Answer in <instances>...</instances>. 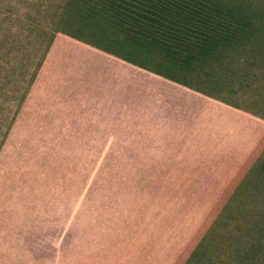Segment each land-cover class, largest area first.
Listing matches in <instances>:
<instances>
[{
  "label": "rangeland",
  "instance_id": "1",
  "mask_svg": "<svg viewBox=\"0 0 264 264\" xmlns=\"http://www.w3.org/2000/svg\"><path fill=\"white\" fill-rule=\"evenodd\" d=\"M107 1L73 0L64 12L44 6L50 13L39 17L51 22L33 25L55 28L0 22V264L57 225L71 230L64 264L85 254V264H264V0H214L253 18L257 30L178 66L122 30L161 27L158 8L124 0L137 12L131 21ZM132 73L130 86H118ZM100 95L115 130L104 148L93 133L74 153L64 139L13 145L25 121L56 119L43 106L93 119Z\"/></svg>",
  "mask_w": 264,
  "mask_h": 264
},
{
  "label": "trees",
  "instance_id": "2",
  "mask_svg": "<svg viewBox=\"0 0 264 264\" xmlns=\"http://www.w3.org/2000/svg\"><path fill=\"white\" fill-rule=\"evenodd\" d=\"M146 2L158 8L157 11L160 13L159 18L162 20L161 27L155 23H133L130 24L132 26H125L122 30L128 36H133L134 34L141 39L145 38L149 42L150 51H153L155 54L161 51L163 53L162 55L166 54V58L175 66L184 62L194 63L199 61L202 59V55L210 52L211 49L218 48L225 40L237 43L244 38H250L251 33L258 28L253 18L249 17L247 19L245 13L241 14L234 8L232 10L226 9V6L214 0H203V2L199 0H146L143 3ZM107 9L110 10V12L115 10L120 12L125 20L131 19L132 21L134 18L133 15H137V12L124 0H108ZM180 16L186 19L189 18L188 21L183 22L184 26L177 23L178 17L180 18ZM114 17L115 16H113V18ZM191 24L201 27L203 30L201 29V32L191 31L190 27L193 28ZM106 61L115 62V59L106 58ZM123 63L127 65L126 62ZM141 64L143 63H139V66L142 68L148 67L147 65L142 66ZM137 69H139V67ZM155 73L165 79L166 83L170 82L174 84V82H176L174 76L166 72L155 71ZM133 75L132 73L131 75L125 76L123 80H119L118 86H130L133 83ZM90 76L92 78L93 75ZM135 76H137V74ZM140 77L142 76L140 75ZM80 93L81 90L77 91L75 94L80 95ZM83 93H85V91ZM105 99H107L105 96L102 97V95H100L97 103L94 104L93 109L96 110V114L93 119L85 117L86 110L82 113H76V115H80L78 118H71L72 115H75L71 108L67 109V107L61 106L52 108L49 105V108L52 110L50 114L47 108L43 106L45 113L47 115L56 116V119L40 121L39 123L25 121V129L13 145L23 140L47 141V139H49V142L58 141L57 139H64L65 151L71 149L73 152L77 150V141H87L86 139L90 133H93L95 134L94 141H97L101 137L106 139L103 145L104 148L111 136L115 135V130L112 126L109 128L107 125L109 124L108 117H110L111 105L108 107L105 106ZM26 101L27 99H25V103ZM63 112H65L68 119L59 118ZM46 124L50 125V128L45 129L44 125ZM34 125H37V129L40 131L37 132V136L34 134L36 131ZM66 142L71 143L66 147ZM63 154L66 155L67 153L63 152L57 155ZM136 175V173L133 174L134 179ZM44 185L48 188L49 192H51L52 186L50 185L53 184ZM57 185L58 184L54 185L55 189ZM57 201L55 199V205ZM66 203H68V201H66ZM64 229V225L60 227L57 225L46 233L31 234L29 245H21L20 250L11 252L8 257H6L5 264H44L46 262H51V264H62V260L64 264V250L66 246H68L71 236V230L68 229L64 232ZM133 242H137V248L141 250L140 254H143L145 248L139 236L134 239ZM86 255L87 254L84 255L81 264L87 262ZM123 258L127 259L125 255ZM130 259L131 258L128 257V260L125 262L127 264H135L134 262H137V259ZM142 262L145 261L143 260ZM114 264L125 263L119 260Z\"/></svg>",
  "mask_w": 264,
  "mask_h": 264
},
{
  "label": "crops",
  "instance_id": "3",
  "mask_svg": "<svg viewBox=\"0 0 264 264\" xmlns=\"http://www.w3.org/2000/svg\"><path fill=\"white\" fill-rule=\"evenodd\" d=\"M72 1L73 0H0V22L3 23L2 27L7 29H25L28 27L55 28L58 27L55 24H46L43 26L33 25V23L51 22L52 17H47L45 20L39 17L43 11L50 13V10L43 9L44 6H60L61 11L64 12ZM54 11H58V9H54Z\"/></svg>",
  "mask_w": 264,
  "mask_h": 264
}]
</instances>
